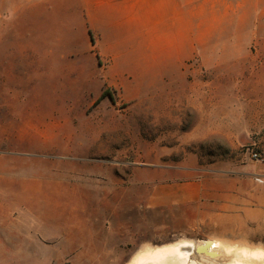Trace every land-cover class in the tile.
<instances>
[{"label":"rangeland","instance_id":"obj_1","mask_svg":"<svg viewBox=\"0 0 264 264\" xmlns=\"http://www.w3.org/2000/svg\"><path fill=\"white\" fill-rule=\"evenodd\" d=\"M211 7L226 16H185L177 50L154 52L96 35L95 0H0V264H128L182 240L264 249L192 230L187 206L147 207L192 158L264 176L246 154L264 160V0Z\"/></svg>","mask_w":264,"mask_h":264},{"label":"crops","instance_id":"obj_2","mask_svg":"<svg viewBox=\"0 0 264 264\" xmlns=\"http://www.w3.org/2000/svg\"><path fill=\"white\" fill-rule=\"evenodd\" d=\"M228 2L95 0L97 22L93 30L101 38L112 32L136 40L145 37V42L137 46L147 51H175L181 28H190L185 16H226L213 12L211 6ZM176 171L191 179L174 180L170 178L172 170H163L168 178L151 187L147 207L187 206L192 210V230L202 231L207 237L246 243L252 238H264V176L258 171L242 168L229 173L204 169L197 165L196 158H192V170Z\"/></svg>","mask_w":264,"mask_h":264},{"label":"bare ground","instance_id":"obj_3","mask_svg":"<svg viewBox=\"0 0 264 264\" xmlns=\"http://www.w3.org/2000/svg\"><path fill=\"white\" fill-rule=\"evenodd\" d=\"M128 264H264V249L182 240L159 247L144 245Z\"/></svg>","mask_w":264,"mask_h":264},{"label":"built area","instance_id":"obj_4","mask_svg":"<svg viewBox=\"0 0 264 264\" xmlns=\"http://www.w3.org/2000/svg\"><path fill=\"white\" fill-rule=\"evenodd\" d=\"M246 154L248 155V157L251 160H253L257 163H262L264 161L262 156L260 155V153L253 151V149H251V148H246ZM257 181H259V180H257Z\"/></svg>","mask_w":264,"mask_h":264},{"label":"trees","instance_id":"obj_5","mask_svg":"<svg viewBox=\"0 0 264 264\" xmlns=\"http://www.w3.org/2000/svg\"><path fill=\"white\" fill-rule=\"evenodd\" d=\"M104 97H108V98L112 99V96H111V94L108 92V90H105V91H103V92L100 94V96H99V98L97 99V101L101 100V99L104 98Z\"/></svg>","mask_w":264,"mask_h":264}]
</instances>
